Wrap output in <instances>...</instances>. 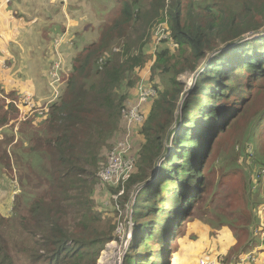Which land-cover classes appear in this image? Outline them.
<instances>
[{
	"label": "trees",
	"instance_id": "16d2710c",
	"mask_svg": "<svg viewBox=\"0 0 264 264\" xmlns=\"http://www.w3.org/2000/svg\"><path fill=\"white\" fill-rule=\"evenodd\" d=\"M118 3V14L102 20L99 34L73 54L70 71L62 75V91L41 118L42 130L28 141L27 158L41 170L35 176L45 192L26 194V209L17 200L12 214H0V264L97 263L114 229L95 207L97 172L110 138L117 132L118 140L124 136L122 109L153 43L154 60L143 85L155 94L147 100L146 113L142 107L145 117L134 133L140 141L133 154L136 169L125 187L128 194L139 186L132 204L136 243L123 263L169 264L166 255L170 259L176 251L179 230L198 209L210 225L225 224L242 241L236 257L264 242L256 240L261 225L250 198L253 179L258 181L264 171L258 140L241 143L239 157L227 159L232 162L226 166L243 159L242 194L225 206L197 204L210 197L204 164L213 161L222 133L243 122L248 135L249 126L259 128L264 121V96H258L264 91V0ZM165 17L167 37L155 42L151 24ZM84 29L89 36L94 30ZM185 72L196 74L190 90L179 79ZM134 96L138 100L137 92ZM8 120L0 105V125ZM232 142L238 146L239 140ZM256 166L253 178L247 169Z\"/></svg>",
	"mask_w": 264,
	"mask_h": 264
},
{
	"label": "rangeland",
	"instance_id": "374dc122",
	"mask_svg": "<svg viewBox=\"0 0 264 264\" xmlns=\"http://www.w3.org/2000/svg\"><path fill=\"white\" fill-rule=\"evenodd\" d=\"M13 1L16 4L18 2V0H13ZM29 1H32L34 3L42 2V5L44 7L52 5L51 10L46 11L42 15L46 16V15H51L53 13H58L60 15V18L62 19L66 18L64 15L67 13L69 14V16H72L70 14H72L74 8L76 12V14L74 15L75 18H77L78 20H84L85 23L84 27L87 28L88 26V28L90 27L91 29H94L90 34H92L93 36H97L99 34L98 32L99 24L102 22V20H104L106 17L112 19L118 14V10H119L118 2L120 0H61L62 1L61 5L59 4L60 0H57V3L60 6L58 4L57 5L51 4L49 0H20L21 2L20 6L30 7L29 8L30 10L33 9L32 7L34 6L31 5L34 3L31 4L29 3ZM167 2H169V0H167ZM37 9L39 8L36 7L32 11L26 13L25 15L27 16V18L33 17L34 14H36L37 17L41 19V16ZM151 25L152 26L150 31L153 32V40L155 42H158L160 39L166 38L167 29H168L167 26L168 23L166 21V17L161 21H153ZM33 26L35 25L29 24L27 25V29H31ZM79 27L82 26L77 23V28ZM262 29L263 31L261 34L264 33V28ZM55 31L59 32V30H55ZM59 33H62V31H60ZM251 33L249 32L247 34H244L243 40L247 39L248 36L246 35H250ZM70 40L72 39L70 38L69 41ZM81 41L79 43L80 45H81ZM152 46H153L152 48L150 47L151 50H149L150 48H147V55H146V57L148 56L147 63L145 64V68H143L138 74V80L135 84V88L133 89L134 93L132 94V96H130V99L127 101L128 103L126 104V109L129 106L138 105V102L132 104L136 97L134 95L136 94V92L139 95V87L141 85L144 86L143 83L146 78L149 80L150 68L152 66L154 60V53L156 50L154 43L152 44ZM221 49H226V47ZM195 77L196 74L192 72H185L179 75V79L185 84V89L187 90L188 89L190 90V88L192 87ZM147 88L155 91V89L152 87H147ZM10 94H14V93L10 92ZM258 96H264V91H260L258 93ZM145 102L146 104L143 106V109L146 113L147 101ZM143 103H141V105L139 104L138 107L141 106L142 108ZM181 104L182 101L179 102V107L176 110L178 114L180 112ZM36 114L37 112L32 113L25 120H22V123L18 120H16V122H11L10 125L3 127L0 131V143H3L5 146L4 148H0V214L1 215L8 216L12 214L13 206L16 204L17 200H19L21 204V208L26 209L28 205V202L25 199L26 194L30 192L34 194L39 192L41 193L45 192V187L39 186L38 180L36 179L35 176L38 174V172L42 175L41 170H39L36 166L32 167L30 160L27 158V155L29 153V147L31 145V144L29 145L28 141L37 132L42 130L40 123L42 117L37 116ZM140 123L142 122L136 121L134 123L128 124V121L126 120V115L123 113H122V121L119 122V126L124 125L123 126L124 134L127 131L130 132V143H129V149L127 155L130 156L131 159L132 156L134 157L133 155L134 150L140 144L139 138L134 135V133L136 134L137 130L140 128V126H138L140 125ZM262 123H261L262 125H260L259 128L256 127V129L254 126H249L248 132L247 131L246 132L249 133L250 135L249 134L247 135L246 133L243 134V124H244L243 122H240L235 127L234 130H230L222 133V136L220 138L221 143L218 145V147L214 149L213 152L214 155L213 161L212 162L207 161L204 164V166H208V168L206 169L207 170L206 176L208 177V179L206 178L205 181L207 182L206 190H208L207 193L210 192V197L206 196V201L204 203L203 200L197 202L199 206L205 205L206 202L210 203L211 206L213 204L214 206H225L227 205V201H229L230 203L233 197L240 196L242 194L244 184H243L242 176L240 178V173L241 170H244L246 168L245 164L242 162L243 159L241 157L240 161L239 162L237 161L235 165L226 166V165H230V163L232 162V160L228 161L227 159L230 157H234L239 152L240 147L242 145L241 143L247 140H251V141L258 140V146H259L258 150L264 151V149L262 148V146H264V121ZM173 126H175V124ZM208 131L209 129L206 130L205 138H207ZM9 137L12 138L11 141L8 140ZM118 138H119V133L117 132L110 138L108 142V146L104 151V157H105L103 161L104 164L101 166V168L99 167L100 169L97 172L98 184L96 185V188L93 193V200L95 202V207L99 209L101 212H103L106 218L110 221L111 226L112 225L114 226L113 235H112L113 238L108 243L105 244L103 250L100 252L96 264H102V261L104 260V255L108 252L110 255L108 261L110 260L111 261L106 264H124L123 260H124L125 252L129 250L132 244L136 243V237H135L136 232L134 230L136 216L134 214V209L132 204L135 201V195L139 190V186H133L131 190L128 192V194H125L126 183L136 169L135 158L133 161L134 167L130 171L129 173L130 177L127 180L119 181L117 184H113L110 186V184L104 181L100 176L101 171L108 164V154H109L108 152H110L115 147L114 145L118 141ZM232 140H239L238 146L237 143L234 144ZM27 143L28 145H25ZM235 145L237 146L236 149L232 150L231 146H235ZM252 146L250 148L253 150L254 147ZM236 156L239 157L238 154ZM258 169H259L258 166H256L254 168H250L247 170L251 172V176L254 178V174L256 175ZM191 174L194 175L195 173L192 172ZM150 181L151 180H149V182ZM251 184H252L251 185L252 191L250 198L255 201V203H253V206L255 207V210L259 215V221L261 224V226H259L257 229L258 230L261 229L259 236L264 237V204L257 205L260 202H264V171L260 175L259 180L257 181L254 178ZM234 202L238 203L239 200L235 198ZM209 214L212 215L213 213H209ZM215 215H217V213L213 214V216ZM187 220L186 223L183 225L184 228L182 227L181 230H179L178 236L176 237L177 238L176 240L177 245L175 244L176 251L175 252L172 251L170 253L169 255L170 259H168V255H166V262L167 260H169V264H195V260L200 258L203 254H205L209 250L214 249L216 247L219 248L218 250L224 251V254L226 253L225 251L226 249H230L232 247L231 250H229V252L231 251L229 257L232 258V260L236 259L235 257L236 254L239 253L237 251L241 247L240 244L242 241L240 242L239 239L236 238V236L233 234L231 230H227L228 228L225 229L224 228L226 227L225 224H220L219 226L210 225L209 222L207 221L208 220L207 216H205L200 209H198L193 214V216ZM206 227L208 232L205 230ZM196 229L199 230L198 236L193 237L194 234L193 232H196L197 231ZM132 232L134 236L132 238L133 240L131 239L128 242L129 237H131L132 235ZM179 236L180 239H178ZM242 238H244V236H242ZM15 239L19 240L18 237H15ZM256 240L260 241V238L257 236ZM246 245L249 246L248 244ZM169 248L170 246H163V250L164 249L169 250ZM254 250L255 252H257L258 255H260V257L257 255L253 263L264 264V242L260 241V243H257L255 245V249L245 254H251L254 252ZM260 258L261 261L258 260Z\"/></svg>",
	"mask_w": 264,
	"mask_h": 264
},
{
	"label": "crops",
	"instance_id": "0c3cea01",
	"mask_svg": "<svg viewBox=\"0 0 264 264\" xmlns=\"http://www.w3.org/2000/svg\"><path fill=\"white\" fill-rule=\"evenodd\" d=\"M49 2L53 5L58 4L57 0H49ZM20 3V0L17 4L13 0H0V60L4 61L0 63V91L2 93L0 105L9 118L8 123L0 125V131L16 120L22 123L20 110L16 104L12 103V100H16L22 106V97L30 96L36 107L49 109V105L56 101L62 91V75L70 71L73 54L79 50V46L81 48V45L92 37V34L89 36L83 32L84 20H78L73 14H70L72 16L65 14L64 19L60 18L58 13L43 16L42 14L51 10L52 5L44 7L42 2L29 1L31 4L34 3L31 5L34 6L33 9L39 8L37 10L41 19L36 14L27 18L25 14L33 9L30 10L27 6L21 7ZM61 3L60 0L59 4ZM77 23L82 27L77 28ZM29 24L35 26L27 29ZM55 30L62 31V33ZM70 38L72 40L69 41ZM80 41L84 42L80 45ZM55 65H58L56 73L59 80L50 83L52 67ZM136 102L137 100H134L132 104ZM145 104L146 102L142 104V107ZM26 109L24 106L23 110ZM224 228L227 229L228 226ZM196 230L193 232V237L198 236L199 230ZM205 230L207 231V227ZM259 238L263 240L260 236ZM231 248L226 249L225 254L224 251L218 250V247L211 249L195 260V264H199V260L203 257L209 260L214 259L215 264H230L233 261L232 258L225 262V257H229ZM253 249L255 247L249 248L246 253ZM254 253L257 254L255 250ZM258 260L261 261V258Z\"/></svg>",
	"mask_w": 264,
	"mask_h": 264
},
{
	"label": "built area",
	"instance_id": "2783aa9c",
	"mask_svg": "<svg viewBox=\"0 0 264 264\" xmlns=\"http://www.w3.org/2000/svg\"><path fill=\"white\" fill-rule=\"evenodd\" d=\"M167 37V36H166ZM4 62L3 59L0 60V63ZM58 65L52 67L51 76L52 80L50 83H54L59 80L58 74L56 73ZM147 87L140 86L139 87V95H138V105L149 99V97L155 94L154 90L146 89ZM0 96L2 93L0 91ZM12 103L16 104V107L19 108V114L21 120H25L29 117L32 113L37 112V116L44 117L48 113V108L43 107L39 108L36 107L33 99L30 96H23L21 106L16 100H12ZM138 105L129 106L126 109V106L122 109V113L126 115V120L128 124L134 123L136 121H143L144 120V112L142 111L141 106ZM26 107V110H23V107ZM126 110V111H125ZM130 143V132H125L124 136L115 143V147L109 152L108 154V164L107 166L101 171L100 176L101 178L108 182L110 185L117 184L119 181H125L130 177V171L133 169L134 164V157L132 159L130 156L127 155ZM263 232V231H262ZM261 232V233H262ZM261 235V234H260ZM264 239V237H261ZM230 264H252L256 257L254 253L251 254H244L239 257H235ZM215 260H209L205 257L199 260V264H215ZM220 263V260H218Z\"/></svg>",
	"mask_w": 264,
	"mask_h": 264
},
{
	"label": "bare ground",
	"instance_id": "6f19581e",
	"mask_svg": "<svg viewBox=\"0 0 264 264\" xmlns=\"http://www.w3.org/2000/svg\"><path fill=\"white\" fill-rule=\"evenodd\" d=\"M189 80V79H188ZM132 237H133V232H132V235H131V237H129V240H128V242L132 239ZM129 245V244H128ZM109 258H110V255H109V252L108 253H106L105 255H104V260L102 261V264L104 263V264H106V263H109L110 261H108L109 260ZM108 261V262H107Z\"/></svg>",
	"mask_w": 264,
	"mask_h": 264
}]
</instances>
